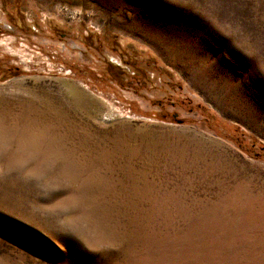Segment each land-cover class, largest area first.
Listing matches in <instances>:
<instances>
[{
    "label": "rangeland",
    "instance_id": "374dc122",
    "mask_svg": "<svg viewBox=\"0 0 264 264\" xmlns=\"http://www.w3.org/2000/svg\"><path fill=\"white\" fill-rule=\"evenodd\" d=\"M0 264H264V0H0Z\"/></svg>",
    "mask_w": 264,
    "mask_h": 264
}]
</instances>
